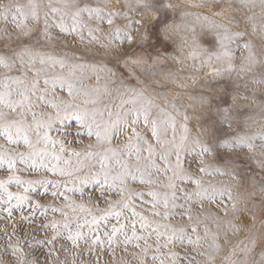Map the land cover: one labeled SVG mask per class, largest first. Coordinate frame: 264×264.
Masks as SVG:
<instances>
[{
	"label": "snow or ice",
	"instance_id": "snow-or-ice-1",
	"mask_svg": "<svg viewBox=\"0 0 264 264\" xmlns=\"http://www.w3.org/2000/svg\"><path fill=\"white\" fill-rule=\"evenodd\" d=\"M0 24V220L42 216L52 234L37 244L56 256L45 264H63L65 239L87 246L79 257L136 249L124 264H264V0H9ZM73 117L81 151L51 135ZM89 184L87 205L68 195ZM39 188L62 206L33 201ZM15 234L0 264H40Z\"/></svg>",
	"mask_w": 264,
	"mask_h": 264
},
{
	"label": "rangeland",
	"instance_id": "rangeland-1",
	"mask_svg": "<svg viewBox=\"0 0 264 264\" xmlns=\"http://www.w3.org/2000/svg\"><path fill=\"white\" fill-rule=\"evenodd\" d=\"M9 0H0V4H6L8 3ZM13 2H16V0H13ZM20 2H24V0H20ZM192 2H199V0H192ZM190 11H198L197 9H190ZM169 19H171V16L169 17ZM176 22L179 24L181 22V18H180V13L178 12L176 14ZM3 24H0V27H3ZM178 39V37H177ZM69 44L70 46H79L77 45L75 42L69 40ZM160 51L163 55H169L173 53V48L172 46L169 44V46L167 47V50L165 51V49L161 46ZM91 59V57H89ZM96 59L99 60L101 59V56L98 54L96 56ZM109 67H112L111 64L108 65ZM101 75H105L104 73H101ZM202 75V74H201ZM141 79L143 80L144 77H141ZM87 83H95V78L93 77L92 80L88 81ZM101 83H103V80L101 81ZM127 83L135 85V80H129L127 81ZM189 84H191V82H189ZM169 87H172L171 85ZM199 90V86L197 85L196 87H189L186 91L187 92H195ZM177 91H180L179 89H177ZM241 91L243 92V89H241ZM253 92L256 94L257 97V104L259 103V96L261 95V90L258 89L255 85H249V90H248V95L251 96L253 94ZM63 99H69L66 95V93L64 94V96L62 97ZM83 98H81L80 100H77L76 103H81ZM230 102H231V98H229ZM183 102L185 104H188V98L185 95L183 97ZM238 104L241 108V110L244 111H248L249 113H253L258 111V109L256 108V105L252 103L251 100H245V99H240L238 101ZM192 109L189 108V114H192ZM195 120H193L190 124V127H193L194 129V125H195ZM79 127L78 122L75 120V118H69V119H64L62 120L60 123H58L53 131L51 132V135L57 139H66L69 142V147L75 148L77 151H81L84 149L85 145L87 144V138H81L78 137L76 135L77 129ZM80 139L82 142L81 143H72L73 139ZM0 143H3L2 140H0ZM221 155H233V153L231 152H225L223 149L221 150ZM241 156H243V154H241ZM189 161H191L192 157L189 156L188 157ZM193 167H195V164L193 165ZM239 167H242L244 169V171L251 175V171L252 169L255 168L254 164H249L246 160L241 163L239 165ZM256 171H259L258 169H256ZM7 178V173L5 171L0 170V179H6ZM24 179H32L35 177H29L27 175H25L23 177ZM49 178H52L51 175L49 174ZM215 179H225L222 177H216ZM77 187H81L80 185H76ZM130 186L132 187L133 191H140V190H144L146 189L147 186L144 185H131L130 182ZM69 187H72V185H69ZM11 190L13 192H16L17 189L13 186L11 188ZM83 190H84V196L81 200V198L79 197V193H76L75 195L73 193H68V195L74 199L76 201V203H85L86 205L89 203L90 199H95L96 197H99V188L93 184H89L86 186H83ZM52 189L49 188V193L48 194H44V189L43 188H39L38 189V193L39 194H33L32 199L33 201H38L42 206L44 207H60L62 206L63 200L62 197H57V198H53L50 193H51ZM93 193H95V196H93ZM113 199H119V197H113ZM145 200H150V197H144ZM138 204V211L144 212L145 214L148 213L150 206L149 205H143V206H139V201H137ZM104 205H102L103 207ZM23 214L24 215H30V211L28 209L27 206H25V208L23 209ZM22 216V212L20 210H16L14 212V220L13 222H8V221H3L0 220V249L6 248L7 244L3 241V236H4V231H8L9 233L12 231L13 228V223L15 225V230H16V234L15 236L12 237V243H16L17 240L19 241V243L21 245H24L25 243H32L36 245V255H38L40 257V264H45V260L48 259L50 261H55L56 256H52V257H47L46 253L48 252V247L44 246L41 247L40 244H37V241L43 242L45 239L49 238L51 236V232L50 231H41V225L43 223H47L46 220H44V218L40 215H37L35 218V221H29L26 222L24 220L21 219ZM53 218V214L51 212L48 213V220H51ZM55 218L57 220H61L62 217L59 216V214L55 215ZM114 222V221H113ZM34 233H37L36 235H34ZM61 246H64V248L66 249L65 252L62 253H58L59 255V259L63 262V264H72V261L75 259L76 260V264H96V260L97 257H99V264H124L125 261H133L134 260V256L132 255V253L136 252V249L133 248H129V250L127 252H125L123 250V248H117L115 249V254L114 256L111 255H105L103 253H94L92 255H85L83 257H79L78 253L81 251H84L86 249V245H84L83 243H81L80 248H72L71 244L65 239V240H61L58 241L56 243V248L57 250L60 249ZM179 251V249H177ZM25 251H32V249H25ZM4 259L12 261L13 258L11 256V254H7Z\"/></svg>",
	"mask_w": 264,
	"mask_h": 264
}]
</instances>
